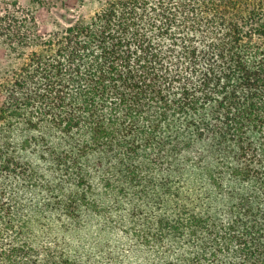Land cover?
<instances>
[{
  "label": "trees",
  "instance_id": "trees-1",
  "mask_svg": "<svg viewBox=\"0 0 264 264\" xmlns=\"http://www.w3.org/2000/svg\"><path fill=\"white\" fill-rule=\"evenodd\" d=\"M22 11L0 0V55L24 59L0 80V223L14 226L7 177L42 183L74 218L100 211L96 177L106 195L140 198L181 158L205 171L220 212L177 203L144 241L178 244L182 264H264V0H99L49 38L21 32ZM16 126L30 133L19 143ZM33 146L63 183L22 155ZM32 251L0 242V264H35Z\"/></svg>",
  "mask_w": 264,
  "mask_h": 264
},
{
  "label": "rangeland",
  "instance_id": "rangeland-1",
  "mask_svg": "<svg viewBox=\"0 0 264 264\" xmlns=\"http://www.w3.org/2000/svg\"><path fill=\"white\" fill-rule=\"evenodd\" d=\"M98 1L19 0L23 10L18 16L21 32H38L45 38L65 32L76 22H89ZM21 50L25 54L30 51ZM2 52L9 53V48L0 39ZM23 61V58L0 55V80L9 78L12 69ZM13 133L18 143L30 134L22 126H16ZM252 136L258 139L256 134ZM48 139L58 142L52 136ZM40 152L42 147L33 146L22 155L36 164L44 179L54 186L63 183L49 164L40 161ZM153 178L157 186L150 185L145 196L134 198L133 191L106 195L96 177L95 190L89 197L99 202L100 211L81 205L78 216L73 218L54 204L42 183L27 185L7 177L5 184L17 205L12 212L14 226L9 228L0 223V242L5 246L25 243L33 250L28 258L35 264H182L175 254L178 244L167 239L144 241L142 234L156 226L157 217L170 214L177 203L198 213L220 212L216 190L202 168L181 158L170 159L169 164L155 171ZM63 186L66 190H75L72 184ZM178 241L181 245L187 242L186 239Z\"/></svg>",
  "mask_w": 264,
  "mask_h": 264
}]
</instances>
